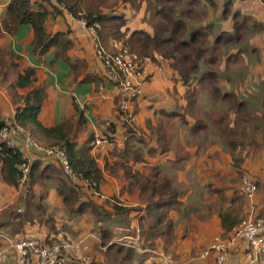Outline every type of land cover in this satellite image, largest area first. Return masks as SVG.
Returning <instances> with one entry per match:
<instances>
[{
    "label": "crops",
    "instance_id": "crops-1",
    "mask_svg": "<svg viewBox=\"0 0 264 264\" xmlns=\"http://www.w3.org/2000/svg\"><path fill=\"white\" fill-rule=\"evenodd\" d=\"M8 1L0 0V23ZM186 1L189 0H183V5ZM224 2L214 0L215 5L210 6L202 1L193 7L199 19L189 21L188 28H204L209 44L219 34L233 33L234 13L239 14L238 23L243 22L242 19L246 21L240 39L227 46L219 64L214 67L218 81L203 87L195 83L190 86L195 87L197 94L190 102L189 111L185 99L187 87L176 73L159 58L156 63H143L148 77L136 103L135 128L137 135L139 131L143 138L140 147L144 161L129 162L127 166L134 174L155 181L157 186L165 182L171 191L178 192L176 206L167 217L172 223L169 242L166 243L163 236L158 237L155 249H151L170 252L173 260L169 264H211L212 256L205 259L200 256L214 236L229 235L239 220L264 215V7L253 5L251 0H231L230 15L224 19ZM183 8H177V12ZM59 9L62 16H51L45 24L46 32L49 35L58 31L65 33L72 43L67 55L71 61L84 63L81 71L73 73L60 59L54 60L53 49L45 55L33 52L32 34L28 27H21L15 36L0 30V48L21 56L23 66L36 70V85H45L47 98L39 116L45 126L59 124L73 116L72 104H75L85 122L83 130L77 133L78 143L84 141L88 134L94 137L103 135L108 124L116 123V146L120 147L119 138L123 130L114 110L117 92L107 83L98 89L93 84L81 83L87 73L103 76L104 68L95 58L89 33L62 7ZM115 10L125 14L126 27L130 32L144 30L152 33V28L144 21L145 2L138 11L129 5L118 6ZM110 47L111 51H116L121 44L115 42ZM206 70L202 64L199 74ZM25 92L20 91V94ZM0 111L6 119L14 115V106L1 87ZM114 147L111 144L102 150L93 148L92 155L100 167L105 163L104 158L110 164L118 160L112 155ZM17 148L25 153L21 146ZM33 155L24 154L28 162ZM244 175L256 181L257 192L252 199L239 193L240 180ZM27 181V177L20 179L18 187L11 188L0 174V234L11 235L10 223L17 222L12 217L14 212L26 210L27 197L31 194ZM141 183L142 187L146 185L144 180ZM44 184L45 190L39 185L33 186V192L44 196L41 220L36 219L38 212L35 211L33 222L21 225L16 240L82 241L78 251L67 253L63 259L66 264H91L93 256H98L95 246L99 243L92 218L88 215L70 218L56 192V184L50 180ZM75 184L85 186L81 182ZM122 185L121 172L113 177L105 174L99 202L116 197L124 206L144 208L145 200L137 193L120 195ZM142 216L144 211L129 216L131 228L138 229V220ZM59 224L63 229L57 227ZM67 226L71 228L73 237L66 231ZM113 228L115 234L122 231ZM10 242L8 238L0 237V248L8 247ZM151 252H137L136 260H145V264H168ZM9 253L1 264H20L16 250L9 249ZM25 264L39 263L35 258H29ZM226 264H264V250L257 251L238 243L231 250Z\"/></svg>",
    "mask_w": 264,
    "mask_h": 264
},
{
    "label": "trees",
    "instance_id": "trees-1",
    "mask_svg": "<svg viewBox=\"0 0 264 264\" xmlns=\"http://www.w3.org/2000/svg\"><path fill=\"white\" fill-rule=\"evenodd\" d=\"M202 1L210 6L215 5L214 0H189L185 5H183V0H9L0 23V30L9 36H15L21 27H28L32 34L33 52L45 55L53 49L54 60L60 59L69 66L73 73L81 71L84 63L71 61L67 55L72 43L66 38L65 33L58 31L49 35L45 29V24L51 16L54 18L62 16V11L59 9L62 7L72 18L83 20L87 28L94 27L100 46L107 52L116 53L117 50L109 49L110 44L116 42L120 43L121 49H126L134 61L140 64L156 63L159 61L158 58L160 62L167 64L187 87L185 99L189 111L190 102L197 94L195 87L190 88V86L195 83L203 87L205 84L213 85L218 81L216 73L213 72L214 67L219 64L224 50L228 49L227 46L235 44L240 39L246 21L242 19L243 22L238 23L239 14L234 13L232 15L233 33L219 34L212 44H209L208 33L204 28L188 32L189 21L199 19L193 7ZM143 2L146 3L144 21L152 28L151 34L144 30L130 32L126 27L125 14L108 7L116 6V4L117 6L129 5L132 10L138 11ZM232 5L231 0H225L222 11L224 19L230 15ZM182 6L184 10L178 13L177 8ZM202 64L207 70L199 74ZM81 83L93 84L96 89L100 84L105 83L112 86L104 75L99 76L94 73L85 74ZM36 84V70L23 66V60L18 54L0 48V87L5 90L14 106L12 118L6 119L0 111V127L18 125L27 129L40 143L59 145L67 153L70 165L73 171L80 175V180L95 184V187L91 189L88 185L81 186L73 183L62 174L58 164L51 158L34 154L31 162H28L18 148H11L0 143V174L3 181L7 186L17 188L22 179V166L28 164L27 182L31 186L26 210L23 213L15 211V215L12 216L17 222L10 223L11 235L7 233L1 235L10 239L11 242L21 241V239L16 240L21 225L24 222L32 223L35 211L38 212L36 219L41 220L44 196L33 192V186L39 185L42 190H45L44 183L50 180L56 184V192L61 197L64 211L70 218L83 215L92 218L94 231L99 239L95 249L98 251L97 257H101L102 260L99 261V258L97 260V257L93 256L91 264H145V260H136L137 252L142 251H153L151 253L160 259L162 258L160 253L170 255V252L165 250L151 249H155V240L158 237L163 236L166 243L169 242L172 223L167 217L171 209L176 206L178 192L171 191L165 182L157 186L155 181L138 173L134 174L127 166L129 162L144 161L140 147L143 138L136 135L131 127L133 123H120L117 114L118 97L114 99V110L117 114L116 120L123 130L119 138L120 147L116 146L118 140L116 123L108 124L106 130L102 132L109 143L115 145L112 155L118 160L110 164L104 158L105 163L103 167H100L96 157L92 155L95 145L94 135L88 134L81 143L76 141L77 133L83 130L85 122L75 104H72L75 114L59 124L47 127L40 121L39 116L47 95L45 85ZM20 91L26 92L20 94ZM212 93L216 94L215 88ZM138 98L133 99L132 104L135 116ZM119 172L123 178L120 195L137 193L145 200L144 208L124 206V203L116 197L99 202L98 198L103 195L101 187L105 181V174L113 177ZM248 177L257 188L256 181ZM142 180L146 181L143 187L141 186ZM239 193L244 196L240 187ZM157 196L158 198H155ZM141 211H144V216L138 220V229L131 228L132 220L129 216ZM240 221L242 220L234 226ZM113 227L120 228L122 231L115 234ZM35 243L43 247L55 242L35 240ZM8 254H10L9 251L3 259ZM170 258L173 260L171 255Z\"/></svg>",
    "mask_w": 264,
    "mask_h": 264
},
{
    "label": "built area",
    "instance_id": "built-area-1",
    "mask_svg": "<svg viewBox=\"0 0 264 264\" xmlns=\"http://www.w3.org/2000/svg\"><path fill=\"white\" fill-rule=\"evenodd\" d=\"M251 2L253 5L264 7V0H251ZM78 21L89 33L96 58L104 68V76L117 92V114L120 123H134L136 116L133 113V99L141 95L142 85L147 80L148 71L144 64L134 61L126 49L120 47L116 53H109L104 50L100 46L96 29L94 27L87 28L83 20ZM99 87L102 88L103 84H100ZM74 100L78 103L77 98H74ZM0 143H4L11 148L21 146L25 152L24 154L33 153L51 158L58 164L62 174L70 181L74 183L81 182L83 185L90 186L91 189L95 187V184L80 180V175L73 171L68 155L62 147L59 145H45L36 141L29 131L23 127L18 125L0 127ZM109 146L111 144L105 136H95L94 148L102 150ZM24 154L23 158L28 160ZM21 170L22 179H25L29 170L28 164H24ZM256 190L254 182L247 175L242 176L241 193L247 199H252ZM0 237L6 239L1 234ZM81 243L82 241L65 240L41 247L36 245L31 238H25L18 242H10L8 247L0 248V264L9 249L12 248L16 250L20 264H25L29 258H35L39 264H66L63 257L69 252L78 251ZM238 243H244L257 251L264 250V215L240 221L227 236H214L200 257L205 259L212 256L211 264H226L231 250ZM160 255L164 260L171 263L172 260L169 254L161 253Z\"/></svg>",
    "mask_w": 264,
    "mask_h": 264
},
{
    "label": "rangeland",
    "instance_id": "rangeland-1",
    "mask_svg": "<svg viewBox=\"0 0 264 264\" xmlns=\"http://www.w3.org/2000/svg\"><path fill=\"white\" fill-rule=\"evenodd\" d=\"M187 2V1H186ZM114 5H115V3H113ZM119 6V5H118ZM117 6V4H116V6H108V7H111V8H117L118 7ZM184 10V9H183ZM192 28H188V31H190ZM136 124V122H134L132 125H131V127L133 128V130H135V133H136V135H137V132H136V128H135V125ZM138 134H139V136L141 137V133H139V131H138ZM138 136V135H137ZM145 149H146V147H145ZM57 227H59L60 229H63V225H61V224H59ZM66 231L69 233V235L71 236V237H73L74 236V234H73V232L71 231V228L69 227V226H67L66 227ZM33 240V239H32ZM33 241H35V240H33ZM162 259V258H161ZM168 264H169V262H168Z\"/></svg>",
    "mask_w": 264,
    "mask_h": 264
}]
</instances>
